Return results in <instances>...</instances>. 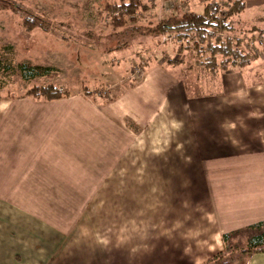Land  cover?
I'll return each instance as SVG.
<instances>
[{"label":"crops","instance_id":"obj_1","mask_svg":"<svg viewBox=\"0 0 264 264\" xmlns=\"http://www.w3.org/2000/svg\"><path fill=\"white\" fill-rule=\"evenodd\" d=\"M244 68L210 92L152 66L0 98V264H206L264 221V81Z\"/></svg>","mask_w":264,"mask_h":264},{"label":"rangeland","instance_id":"obj_2","mask_svg":"<svg viewBox=\"0 0 264 264\" xmlns=\"http://www.w3.org/2000/svg\"><path fill=\"white\" fill-rule=\"evenodd\" d=\"M8 1H12L17 10L0 5V52L9 44L11 50H3L9 53L8 58L14 67L19 62L51 66L53 76L25 82L15 73L1 71L0 98H24L29 96L26 92L32 86L44 84H52L67 95L94 87L108 89L112 80L120 77H124L126 82L140 81L152 66L172 68L174 75L182 77L191 92L198 89L210 92L220 88L217 77L221 71L210 73L202 69L193 50H178L179 42L175 37H137L129 41L128 48L115 50L121 39L107 40L112 31L105 6L121 0ZM229 1L233 0H221L220 3ZM243 1L246 9L236 18L239 21L237 38H244L245 50L256 56L252 65L244 68L243 72L248 83L262 82L264 37H260L258 32L264 31V0ZM147 6L136 12L139 25L152 26L174 11H201L203 3L201 0H155L154 6ZM24 14L43 18L49 24V30H24L20 25ZM253 29L254 36L251 35ZM241 237L245 239V234L238 236V240Z\"/></svg>","mask_w":264,"mask_h":264},{"label":"trees","instance_id":"obj_3","mask_svg":"<svg viewBox=\"0 0 264 264\" xmlns=\"http://www.w3.org/2000/svg\"><path fill=\"white\" fill-rule=\"evenodd\" d=\"M121 0L120 3L106 4L105 8L109 16V24L112 32L109 38H119L118 48H128L129 41L137 37L163 36L175 37L179 42V51H194L198 66L202 69L216 73L226 71L229 68H244L256 59L254 54L244 48V38H237V20L245 8L243 0H233L221 4V0H201V11L172 12L152 26L139 25L136 22V12L145 7L154 6L155 0ZM2 2V3H1ZM1 7L9 10H17L12 1L1 0ZM127 22V24H126ZM132 22V23H128ZM21 27L30 31L39 29L49 30V24L41 17L24 14L20 21ZM128 25V26H127ZM116 30V31H115ZM252 36H254V31ZM246 33V32H245ZM264 31L258 32L264 37ZM89 36V33H86ZM250 35V36H251ZM100 37H98L99 39ZM264 42V40L262 39ZM131 44V43H130ZM11 45L3 48L11 50ZM0 52V72L17 74L21 80L30 82L36 78L53 76V68L31 62H19L14 67L9 60V53ZM34 99L56 100L67 95L52 84L35 85L26 92ZM245 234V239L239 238ZM238 240V241H237ZM223 252L215 255L206 264H247L250 257L255 253L264 252V221L248 227L230 231L223 234Z\"/></svg>","mask_w":264,"mask_h":264},{"label":"built area","instance_id":"obj_4","mask_svg":"<svg viewBox=\"0 0 264 264\" xmlns=\"http://www.w3.org/2000/svg\"><path fill=\"white\" fill-rule=\"evenodd\" d=\"M222 3V2H221ZM171 7H173V5L171 4ZM166 39V38H165Z\"/></svg>","mask_w":264,"mask_h":264}]
</instances>
